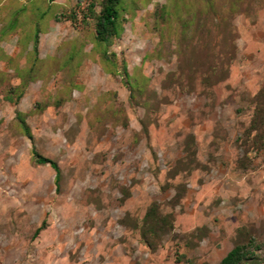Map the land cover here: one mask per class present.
Instances as JSON below:
<instances>
[{
  "label": "rangeland",
  "instance_id": "1",
  "mask_svg": "<svg viewBox=\"0 0 264 264\" xmlns=\"http://www.w3.org/2000/svg\"><path fill=\"white\" fill-rule=\"evenodd\" d=\"M102 1L0 0V264H264V0Z\"/></svg>",
  "mask_w": 264,
  "mask_h": 264
},
{
  "label": "trees",
  "instance_id": "2",
  "mask_svg": "<svg viewBox=\"0 0 264 264\" xmlns=\"http://www.w3.org/2000/svg\"><path fill=\"white\" fill-rule=\"evenodd\" d=\"M120 0H103L101 9L96 15L95 29L96 37L100 41H108L109 37L116 35L118 32V6ZM38 37L36 35L33 49L37 51ZM259 114V110H255V115ZM35 161L39 164H49L56 173V180L59 178V168L57 163L43 155L34 152ZM172 218L170 213L161 214L158 211L157 205L154 203L147 209L143 218L142 237L149 248L155 249L157 241L162 239V236L172 229ZM42 223L35 233L42 228ZM244 256L242 246L234 245L220 260V264H237Z\"/></svg>",
  "mask_w": 264,
  "mask_h": 264
},
{
  "label": "crops",
  "instance_id": "3",
  "mask_svg": "<svg viewBox=\"0 0 264 264\" xmlns=\"http://www.w3.org/2000/svg\"><path fill=\"white\" fill-rule=\"evenodd\" d=\"M12 1V3H15L16 2V0H11ZM22 1V0H21Z\"/></svg>",
  "mask_w": 264,
  "mask_h": 264
}]
</instances>
